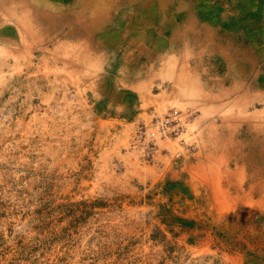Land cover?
Segmentation results:
<instances>
[{
  "label": "rangeland",
  "instance_id": "374dc122",
  "mask_svg": "<svg viewBox=\"0 0 264 264\" xmlns=\"http://www.w3.org/2000/svg\"><path fill=\"white\" fill-rule=\"evenodd\" d=\"M0 264H264V0H0Z\"/></svg>",
  "mask_w": 264,
  "mask_h": 264
},
{
  "label": "built area",
  "instance_id": "2783aa9c",
  "mask_svg": "<svg viewBox=\"0 0 264 264\" xmlns=\"http://www.w3.org/2000/svg\"><path fill=\"white\" fill-rule=\"evenodd\" d=\"M177 117L176 112H172L160 120L158 118V132L159 133H167V130H169L172 127V124L174 123V118ZM145 139H147L148 143H153L155 141V133L153 132H147L145 135Z\"/></svg>",
  "mask_w": 264,
  "mask_h": 264
},
{
  "label": "crops",
  "instance_id": "0c3cea01",
  "mask_svg": "<svg viewBox=\"0 0 264 264\" xmlns=\"http://www.w3.org/2000/svg\"><path fill=\"white\" fill-rule=\"evenodd\" d=\"M141 12H136L135 14V16H134V18H136V21H133L134 22V24H138L135 28H138L139 30L141 29V24H143V20L145 19H147V13L145 12H142L141 14H140ZM151 13H153L154 14V11H151ZM155 17H156V15H154ZM149 17H150V15H149ZM140 19V20H139ZM133 27V28H134ZM138 29H136V30H138ZM139 33V32H138ZM139 35H141V36H138L137 38H134L135 40H137V41H140V40H144V42L146 43V35L145 34H143L142 35V33H140ZM140 37H142V38H140ZM136 42V41H135ZM148 42H151V41H148ZM129 44V43H128ZM128 46V45H127ZM139 48V47H138ZM139 50L141 51V48H139ZM143 50H144V48H143Z\"/></svg>",
  "mask_w": 264,
  "mask_h": 264
},
{
  "label": "bare ground",
  "instance_id": "6f19581e",
  "mask_svg": "<svg viewBox=\"0 0 264 264\" xmlns=\"http://www.w3.org/2000/svg\"><path fill=\"white\" fill-rule=\"evenodd\" d=\"M99 10V9H98ZM99 13V12H98ZM130 16V15H129ZM127 22V21H126ZM136 27L137 26V24H134V22H133V20L132 19H130L129 20V22H128V25H127V28L125 29V34L128 36V38H129V40L131 41V42H135L136 40L134 39V37H133V35L134 36H136L137 35V37L138 36H141V35H139L140 33H137L136 34V28L134 27V26ZM134 27V28H133ZM133 34V35H132ZM126 40H127V38H126ZM142 45V44H141ZM142 48V47H141ZM145 49V48H144ZM143 51V50H142ZM163 118V117H162ZM162 118H160V120H162ZM184 118H185V115H184ZM157 127H158V123H157ZM155 130H156V132H158V129L157 128H154Z\"/></svg>",
  "mask_w": 264,
  "mask_h": 264
}]
</instances>
